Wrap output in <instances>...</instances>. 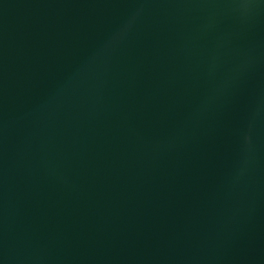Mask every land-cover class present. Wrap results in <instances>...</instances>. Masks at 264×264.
<instances>
[{"label":"water","instance_id":"95a60500","mask_svg":"<svg viewBox=\"0 0 264 264\" xmlns=\"http://www.w3.org/2000/svg\"><path fill=\"white\" fill-rule=\"evenodd\" d=\"M0 264H264V0H0Z\"/></svg>","mask_w":264,"mask_h":264}]
</instances>
